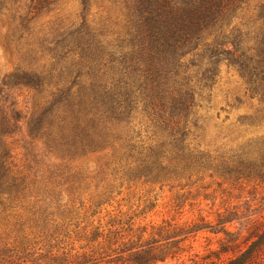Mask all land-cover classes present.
I'll return each mask as SVG.
<instances>
[{
	"label": "trees",
	"instance_id": "1",
	"mask_svg": "<svg viewBox=\"0 0 264 264\" xmlns=\"http://www.w3.org/2000/svg\"><path fill=\"white\" fill-rule=\"evenodd\" d=\"M59 1L31 0L17 17L20 27L29 32L36 17ZM98 1L97 21L87 23L88 0H80L74 18L58 12L29 33L38 65L14 76L13 85L47 93L48 100L29 123V147H20L19 161L2 139L14 132L20 116L12 110L0 115V214L20 211L12 215L15 223L4 225L12 231L0 242V264L163 261L166 255L158 256L155 243L141 237L119 242L115 257L95 249L80 256L59 252L68 218L61 189L72 194L79 182L65 158L101 151L103 174L119 187L139 181L164 187L181 179L187 186L212 178L216 166L191 144L206 120L197 109L208 113L222 67L239 79L242 95L234 100H254L264 119V0ZM201 101L208 106L203 109ZM134 114L158 131L147 143L128 128ZM247 118L237 122L253 126ZM54 152L64 159L49 164L37 159ZM107 188L102 196L111 193L112 186ZM221 231L227 233H215ZM263 249L264 227L247 249L222 264H254Z\"/></svg>",
	"mask_w": 264,
	"mask_h": 264
},
{
	"label": "rangeland",
	"instance_id": "2",
	"mask_svg": "<svg viewBox=\"0 0 264 264\" xmlns=\"http://www.w3.org/2000/svg\"><path fill=\"white\" fill-rule=\"evenodd\" d=\"M79 1H59L55 9L40 13L32 24L35 30L28 32L20 27L17 17L25 14L31 0H0V115H9L12 110L20 116L14 122V132L2 140L10 143L16 161L21 158L20 147H29L30 121L43 111L48 100L47 93L13 85L14 76L30 74L38 65L35 62L39 55L32 52L35 45H29V33L51 21L58 12L74 18L81 11ZM101 10L98 0H88L87 23L97 21ZM225 71L222 67L209 106L201 101L203 109L205 105L209 107L208 113L197 109L206 115V120L191 144L209 156L217 168L216 174L212 178L203 176V180L187 186L184 185L188 182L181 179L164 187L143 181L124 182L119 187L118 180L103 174L101 151L85 153L73 161L65 158L63 163L77 173L79 182L72 194L61 189L59 200L66 205L68 218L60 253L80 256L95 249L115 257L121 251L119 242L141 237L155 243L158 256L166 255L154 264H222L248 248L264 227V119L261 114L258 116L254 100L240 97V104L234 100L242 95L236 84L239 79L233 71ZM247 117L252 118L253 126L237 122ZM129 127L139 133V141L146 143L158 133L136 114ZM39 157L45 164L64 159L58 152ZM178 184L184 188L176 187ZM108 186H112L111 193L102 196ZM19 212L0 214V242L12 231L4 225L15 223L12 215ZM117 221L120 224L113 225ZM195 229L198 230L189 232ZM14 236L11 234L9 241ZM255 262L264 264V249Z\"/></svg>",
	"mask_w": 264,
	"mask_h": 264
}]
</instances>
